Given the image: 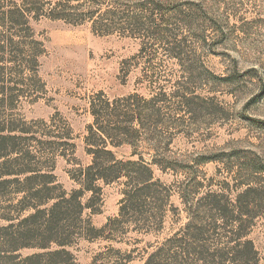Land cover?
<instances>
[{
    "label": "rangeland",
    "instance_id": "1",
    "mask_svg": "<svg viewBox=\"0 0 264 264\" xmlns=\"http://www.w3.org/2000/svg\"><path fill=\"white\" fill-rule=\"evenodd\" d=\"M0 1L11 8L21 3ZM187 1L200 0H37L32 8L42 5L43 11L29 17L32 38L18 27L0 29V47L5 46L0 68H7L1 77L20 95L15 106L0 109L18 129L19 155L13 158L20 163L30 158L29 151L37 154L42 172L56 176L55 194L81 189L80 170L92 162L86 136L95 121L93 100L130 95L162 100L133 102L145 119L142 137L111 147L119 160L161 161L152 167L157 198L147 202L142 215L127 210L119 218L127 180L99 181L94 206L85 210L84 225L78 224L84 229L66 249L74 262L65 264H148L154 255L168 264L179 256L178 239L190 221L198 214L216 215L217 204L207 199L211 195L229 207L226 220L242 219L245 225L240 235L210 233L203 243L231 252L235 244L252 240L259 259L264 255V171L257 168L264 167V0H205L204 24L192 22L186 6L178 12ZM60 4L68 11L79 6L74 14L95 12L94 20L52 19ZM35 54L36 70L25 67L23 59ZM185 93L189 105L181 103ZM113 106L115 116L133 113L126 103ZM249 188L255 191L248 208L245 201L244 212L235 210ZM16 191L11 186L0 201V264H32L28 257L57 249L9 248L2 230L14 233L35 212L36 202L20 204L24 193ZM186 193L192 207L183 200ZM92 197L86 192L84 205ZM88 223L99 232H89ZM172 245L175 252H169ZM199 246L192 240L193 248ZM193 256L192 264H203Z\"/></svg>",
    "mask_w": 264,
    "mask_h": 264
},
{
    "label": "trees",
    "instance_id": "2",
    "mask_svg": "<svg viewBox=\"0 0 264 264\" xmlns=\"http://www.w3.org/2000/svg\"><path fill=\"white\" fill-rule=\"evenodd\" d=\"M20 1L21 3L15 5L14 8L8 7L0 1V29L7 26L9 29H16L18 27L20 28V33H27L25 37L30 39L32 37L28 36V32L31 31L29 17L32 15L39 17L42 15V5L40 8H32V6L38 3L37 0ZM74 1L80 2L81 0H68L70 3ZM91 1L94 2V0ZM181 6H184L183 8L186 6L185 10L193 14L190 15V18L193 19L192 22L200 21L204 24V21H207L209 3L205 0L184 2L177 7L179 8L178 12L182 13L184 9H182ZM76 8L78 9L79 6L68 11L66 8H61L60 4L58 8H53L50 17L52 19L65 21L79 19L84 22L94 20L95 12L91 11L74 14L73 10ZM105 32L109 34L108 31ZM3 38V41H8L7 37L4 36ZM33 44L36 46L37 43ZM4 50L5 46L0 47L1 52H4ZM21 54L25 55L26 52L22 51ZM23 60L25 67L36 70L38 66L36 54ZM6 71L7 68H0V105L2 106L0 109H7L15 106L20 97V95H14L13 91L15 87H10L8 81H5V79L1 77L7 75ZM179 92L177 94H179ZM174 94L176 97L179 96L176 93ZM186 94L187 93L180 96V98L183 99L181 103L189 105L191 100L188 99ZM164 96H166V94ZM140 101L141 103L143 101L145 103L157 104V102H161L162 100L159 98V95L153 96L149 102H146L144 98L139 95H130L124 100L114 102H111L109 99L105 100L101 98H99L98 103L95 100L92 101L91 112L95 121L88 129L86 143L88 154L91 155L93 159L89 166L80 170L81 178H78V181L81 189L75 190L71 194L63 192L61 195L54 193L60 188L57 185L56 176L52 173L42 172L38 167L37 154L35 155L29 151L27 154L30 158L20 163L19 157L13 158L19 155V149L17 148L18 136L16 135L18 129L13 121L6 119L0 114V201L11 186L14 185L17 186V193H24V197L20 201V204L25 203L27 200L36 202L32 203V201H30L33 204L35 212L19 224L20 229L14 233H9L10 230L6 228L2 230L6 233L4 239H8L7 245L14 250L26 247L49 250L53 248V246L57 247V249H53L49 252L28 257L26 260L27 263L65 264L70 261L74 262L73 255L66 249L71 246V240L78 234V231L84 229L78 228V224L81 223V225H84L85 222L81 220V218L85 210L91 209L94 206L93 201L100 191V187L97 185L99 181L109 184L122 178L127 180V187L124 192L119 218L126 215L125 213L127 210L128 214L132 212L142 215L143 212L141 209L146 206L147 202L150 199L157 198V193L155 191L156 183L154 182L152 167L162 166L161 161L153 159L152 163H147L143 159L128 161L119 160L111 149V147L119 148L130 145L132 144L130 139L134 138L138 140L139 136L142 137V131L146 128L144 123L145 119L142 112L133 110L132 105L134 104L133 102ZM122 103H126L128 111L131 110L133 112L132 115H113L112 111L115 109L113 105H120ZM155 112L157 113V110ZM115 118H117L116 121ZM135 123L140 125L138 129H134L133 125ZM261 124L264 125V122ZM115 137L122 139L115 143ZM127 137L128 141L123 139ZM257 168L260 171H264V167L259 166ZM20 186H28L29 189H22L23 187L20 188ZM254 191L253 188H249L242 193L234 209H239L244 212L242 203L246 201L244 203V208H248L249 202L247 199L251 197ZM86 192H91L93 197L89 203L84 205L82 199ZM188 197L189 193H186V195L183 196V200L186 204L191 206L190 203L193 204L194 200ZM221 197L226 199L224 196ZM207 199H212V202L217 204L216 207L212 205V209L215 213L217 211L216 215L207 219V217H202V214H198V217L196 216L194 221H190L182 231L180 239H178L180 240V245L178 246L180 249L178 251L179 256L174 257L173 261L170 259L168 264H192L191 258L194 257L193 255L199 256L200 262H203V264H264V255L259 259V253L255 249L252 240H246L242 244H235L232 249H230L231 252H229L228 249H219V247L213 250L209 248L207 244L203 243L206 242L205 238H209L206 236L210 233H216L217 236H220L221 231L230 230L229 232H231V230H233V233L240 235L245 225L242 219L233 221L226 220L225 213L229 207L221 204V201L218 200V196L211 195ZM241 199L246 200L241 201ZM50 202H52V205L49 208H42L43 205L49 204ZM208 224H210V226ZM88 225L91 227L88 231L92 234H97V232H99L97 229L93 228L90 223L86 226ZM192 240L194 244L201 246L193 248ZM174 248L175 246L172 245L169 252H175ZM212 250L214 251L212 255L204 257L205 252L208 253ZM155 256L156 255L152 256L148 264H161L157 259H154Z\"/></svg>",
    "mask_w": 264,
    "mask_h": 264
}]
</instances>
